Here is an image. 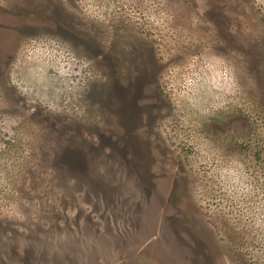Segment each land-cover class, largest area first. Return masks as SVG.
<instances>
[{"label":"rangeland","instance_id":"rangeland-1","mask_svg":"<svg viewBox=\"0 0 264 264\" xmlns=\"http://www.w3.org/2000/svg\"><path fill=\"white\" fill-rule=\"evenodd\" d=\"M0 264H264V0H0Z\"/></svg>","mask_w":264,"mask_h":264}]
</instances>
